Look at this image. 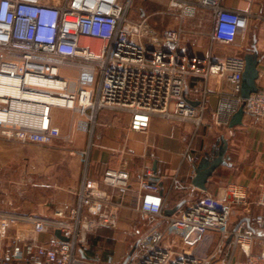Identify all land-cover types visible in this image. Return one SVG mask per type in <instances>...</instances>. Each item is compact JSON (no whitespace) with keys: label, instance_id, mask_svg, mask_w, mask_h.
<instances>
[{"label":"built area","instance_id":"built-area-1","mask_svg":"<svg viewBox=\"0 0 264 264\" xmlns=\"http://www.w3.org/2000/svg\"><path fill=\"white\" fill-rule=\"evenodd\" d=\"M135 1L0 0V136L52 142L62 136L52 123L57 107L79 114L78 127L91 134L105 109L129 113L136 131H147L153 116L191 122L199 130L209 109L212 73L225 74L232 86L214 111L217 124L228 126L241 104L245 114L264 118L263 88L241 97L244 55L201 57L189 51L185 39V23L203 13L209 16L201 15L199 26L205 33L209 23L211 46L240 45L248 35L250 11L226 7L224 0H167L178 24L159 30L150 14L135 9ZM191 79L202 82L189 88ZM192 152L190 141L184 160L195 161ZM194 188L160 167L155 172L148 166L135 180L125 167H109L100 177L86 173L76 204L57 209L39 225L50 239L14 234L0 264H97L102 257L91 255L89 237L104 227L117 228L123 211L140 214L136 226L145 228L138 230L125 264H264V177L255 199L238 183L229 184L222 196L200 189L191 194ZM179 192L173 206L185 203L167 215ZM17 219L12 216L1 226V237H7L8 222Z\"/></svg>","mask_w":264,"mask_h":264},{"label":"crops","instance_id":"crops-1","mask_svg":"<svg viewBox=\"0 0 264 264\" xmlns=\"http://www.w3.org/2000/svg\"><path fill=\"white\" fill-rule=\"evenodd\" d=\"M223 4L252 13L245 42L240 45L215 43L211 46L207 34L209 23L204 27L205 33H201L203 28L199 26L200 16L207 18L209 14L199 13L185 23L188 29L185 39L189 51L201 57L212 56L219 60L229 55L240 56L250 49L256 35L257 47L263 56L257 82L264 89V0H224ZM189 27L195 32H191ZM201 82L200 79H191L188 87ZM207 82L209 109L205 123L199 130L191 122L181 123L153 116L147 131H136L130 128L129 113L105 109L99 112L97 125L91 134L78 127L79 115L73 110L70 120L62 122L60 118L66 112L57 110L65 108L57 107L52 111V123L66 132L62 131V136L52 142L22 143L0 136V228L12 216L18 217L15 222H8L7 237L0 236V255L9 237L14 234L26 239L48 241L51 234L40 231L39 225L42 221L51 220L57 209H66L76 204L77 190L86 173L90 177H100L109 167H125L131 171L135 180L148 166L154 169L156 161L157 166L168 175L178 173L185 183L193 184L195 164L207 150L205 145L194 146L196 136L203 138L207 135L205 125L210 118H214L220 99L232 90L225 74L212 73ZM225 133L229 139L228 153L232 164L220 167L231 171L218 185H213L211 178L208 191L222 196L229 192V184L238 183L251 199H255L264 177V118L256 119L245 114L243 124L234 128L226 126ZM190 141L195 161L184 160L183 154ZM198 190L194 188L190 193L199 194ZM181 195V192L174 195V204ZM127 212L130 211L121 213L119 221H125ZM138 230L142 228L137 227L135 233L139 234ZM114 253L111 252L106 258L109 264L117 263Z\"/></svg>","mask_w":264,"mask_h":264},{"label":"rangeland","instance_id":"rangeland-1","mask_svg":"<svg viewBox=\"0 0 264 264\" xmlns=\"http://www.w3.org/2000/svg\"><path fill=\"white\" fill-rule=\"evenodd\" d=\"M168 4L169 3L167 0H136L134 2L136 10L142 8L147 14L151 15L150 22L159 30H162L166 27H176L178 24V20L175 18V16L170 14V12L168 11ZM92 43L95 46L98 45V41H92ZM57 111H63V113L66 112V115H63L62 118H60L62 122L67 123V119L68 121L70 120L72 111L71 109L65 108L63 110ZM57 114L56 116H58ZM80 118L81 116L79 115V119ZM208 121L209 122H207L204 127L205 133L207 130V135H205L203 138L201 136H196L194 146L195 144L197 145V147L200 144L205 145L207 147V150L209 151L211 149L210 145H214L217 138H219L221 135H225L227 137V135L225 133V125L217 124L212 118H210ZM230 171L231 170L229 168L220 167V170L216 172V175L214 173V175L212 176L211 182L213 183V185H218L221 182L222 178H226L230 174ZM174 200H172V204H174ZM128 213L129 215H127ZM139 218L140 214L127 212L125 221H119V225L117 228L104 227L90 235L89 242L93 250V252H90L91 255L94 256L98 254L102 257V260H100V262H98L97 264H107L108 262L106 261V258L107 255L110 254V252H115L114 254H116L117 260L116 264L123 263L131 248L133 247L136 238L140 236V234L135 233L137 228L136 224L138 223L137 219ZM144 231L145 228L142 227L141 232Z\"/></svg>","mask_w":264,"mask_h":264},{"label":"water","instance_id":"water-1","mask_svg":"<svg viewBox=\"0 0 264 264\" xmlns=\"http://www.w3.org/2000/svg\"><path fill=\"white\" fill-rule=\"evenodd\" d=\"M245 59V69L243 72L242 78V89H241V97L246 99L250 97V95L254 92L260 90V86L258 85V78L260 75L259 64L261 63L263 56L260 55V52L257 47V37L256 35L253 38L250 49L244 54ZM194 104H198L199 101H193ZM245 115L244 104H241L238 110L231 116L228 122L229 128H234L238 125L243 124V118ZM229 149V139L225 135H221L217 138L216 143L211 147L208 151H205L203 156L200 158L198 163L195 164V175L192 179L193 185L203 191L208 190V183L210 179L216 172V170L220 166L231 165L232 163L229 161L230 155L228 153ZM157 162L154 164V171L157 170ZM157 177H153V180H157ZM162 185V182L160 183ZM185 200L178 202L176 205L169 207L166 209L167 215H172L175 213L183 204ZM55 234L65 239V237L61 234V231L57 229ZM230 241V239H229ZM137 241L134 243L131 248L129 254L122 264H125L127 258L131 254L132 250L135 248Z\"/></svg>","mask_w":264,"mask_h":264},{"label":"bare ground","instance_id":"bare-ground-1","mask_svg":"<svg viewBox=\"0 0 264 264\" xmlns=\"http://www.w3.org/2000/svg\"><path fill=\"white\" fill-rule=\"evenodd\" d=\"M8 91H13L11 88H7ZM39 99L41 100H47V101H51V102H64V100L60 97H47V96H43V95H40V96H37Z\"/></svg>","mask_w":264,"mask_h":264},{"label":"trees","instance_id":"trees-1","mask_svg":"<svg viewBox=\"0 0 264 264\" xmlns=\"http://www.w3.org/2000/svg\"><path fill=\"white\" fill-rule=\"evenodd\" d=\"M95 243H96V242H95ZM95 243H94V244H95ZM91 251L93 252L92 247H91ZM110 253H111V252H110ZM107 257H108V255H107Z\"/></svg>","mask_w":264,"mask_h":264}]
</instances>
